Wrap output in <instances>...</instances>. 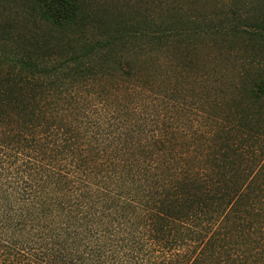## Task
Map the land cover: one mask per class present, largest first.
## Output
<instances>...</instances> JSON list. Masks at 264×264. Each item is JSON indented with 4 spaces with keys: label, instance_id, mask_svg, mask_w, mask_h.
<instances>
[{
    "label": "trees",
    "instance_id": "trees-1",
    "mask_svg": "<svg viewBox=\"0 0 264 264\" xmlns=\"http://www.w3.org/2000/svg\"><path fill=\"white\" fill-rule=\"evenodd\" d=\"M223 6L0 0V264H264V0ZM203 40L242 48L146 100L88 87L131 46Z\"/></svg>",
    "mask_w": 264,
    "mask_h": 264
},
{
    "label": "rangeland",
    "instance_id": "rangeland-1",
    "mask_svg": "<svg viewBox=\"0 0 264 264\" xmlns=\"http://www.w3.org/2000/svg\"><path fill=\"white\" fill-rule=\"evenodd\" d=\"M164 1V0H163ZM174 2L180 12H194V14L210 15L212 12L225 11L227 8L223 6L224 0H171ZM159 4V0H107L106 9L113 14V18L117 21L131 19L136 20L140 15H148L150 8H155ZM224 47L233 49L228 54V61H224V54L221 50H226ZM224 42L212 43L208 40L196 41L195 43L187 46L186 48H168L163 51L149 53V48L132 46L123 52H119L110 60V67L108 70L117 69L119 64L127 63L131 66V71L128 74L122 72L120 74H113L111 72L101 75V79L91 81L89 88H95L91 92L98 96H104L105 93H118L126 95L127 92H132L131 88L137 85L138 81L142 88H134L138 95H143L142 99L137 95L138 100L149 99V84L165 70L174 68L176 71L181 69L183 75L188 71V75L194 74L197 67L201 68L205 65H210L213 62H221L219 66L226 68L227 65L232 64L235 59L237 49L242 48L237 43L233 42L230 45ZM105 67V66H104ZM113 72H117L113 71ZM225 72V71H224ZM229 76H235L238 79L237 71L235 69L228 72ZM179 79H182L179 76ZM119 80V81H116ZM130 81L128 84L127 82ZM150 81V82H149ZM179 86L185 88L189 86L188 81L184 79L182 82L179 80ZM92 94V95H93ZM88 97V96H86ZM144 111H149V103H144Z\"/></svg>",
    "mask_w": 264,
    "mask_h": 264
}]
</instances>
